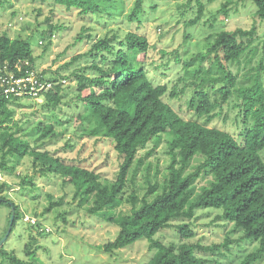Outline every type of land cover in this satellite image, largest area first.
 Instances as JSON below:
<instances>
[{
  "label": "trees",
  "instance_id": "16d2710c",
  "mask_svg": "<svg viewBox=\"0 0 264 264\" xmlns=\"http://www.w3.org/2000/svg\"><path fill=\"white\" fill-rule=\"evenodd\" d=\"M53 1L86 17L101 10L100 2L109 4L116 0ZM252 1L256 6L255 14L264 25V0ZM142 3L143 0L135 1L132 16L141 10ZM178 10L182 16L186 11L190 16L185 20V26H194L203 16L205 3L187 0L178 5ZM223 12L226 14L227 11ZM254 32L255 26H252L248 30L238 28L221 31L216 37L212 35L214 40L206 43L204 52L191 55L182 62L184 75L190 78L188 84L185 77H180L181 87L176 84L171 89L167 84H153L147 76L146 65L152 44L145 35L127 32L119 38L113 33L94 40L87 53L97 60L90 64L96 75L85 81L77 72L61 75L59 71L50 74L47 70L39 71L30 43L1 32L0 62L11 65L27 62L26 67L51 81L53 87L43 93L49 105L54 107L60 103L66 78L76 80V98L82 104V111L74 118L73 132L79 137L109 138L120 165L115 180L106 183L94 170L66 163L48 151L32 147L29 140L17 134L18 124L8 107V102L18 99L0 96V169L13 171L16 164L28 156L35 172L68 178L75 188L79 205L89 204V213L102 215L118 227L115 238L100 246L104 252L112 253L145 239L148 248L154 252L142 264H206L196 252L213 251L227 245L226 242L212 246L182 242L175 246L161 243L154 237L180 218L184 222L177 225L179 237L190 239L195 232L189 220L195 211L216 209L221 210L220 216L232 223L234 230L242 232L243 239L257 242L254 251L246 254L239 264L264 260V160L261 156L264 149V84L260 73L263 64L260 61L253 68L255 72L243 80L230 68L231 64H239L241 57L250 51H247L249 44L241 38H251ZM48 34H52V29ZM180 60L175 51V61ZM195 63L198 67L192 68ZM190 85L193 92L189 106L197 115L210 121L215 109L233 99V108L247 127L235 137L227 131L182 118L164 97L178 98ZM51 131L52 125H46L40 139L51 135ZM163 139L169 164L161 183L148 184V190L141 198L135 192L124 197L138 150L150 142L156 146ZM200 178L205 179L206 184L198 187L196 181ZM24 181L30 182V178H23L21 183ZM4 188L5 184H1L0 192ZM125 201L131 204L129 212H116ZM0 205L8 208V224L11 205L15 208L11 233L22 214L1 194ZM3 243L0 256L7 258L10 264H37L32 260L35 249L31 248L30 242L24 246L28 260L4 249Z\"/></svg>",
  "mask_w": 264,
  "mask_h": 264
},
{
  "label": "rangeland",
  "instance_id": "374dc122",
  "mask_svg": "<svg viewBox=\"0 0 264 264\" xmlns=\"http://www.w3.org/2000/svg\"><path fill=\"white\" fill-rule=\"evenodd\" d=\"M135 1L100 2L101 10L85 17L75 9L55 4L53 0H0V33L27 40L39 71L47 70L49 74L59 71L61 75L77 72L89 81L96 75L90 64L97 60L87 53L92 42L113 33L122 38L127 32H136L145 35L152 44L146 65L148 78L153 84H167L171 89L176 84L181 87L180 77H185L188 84L190 78L184 75L182 62L191 55L204 52L206 43L214 40L212 35L216 37L221 31L248 30L255 26L251 38H241L249 44L247 51H250L241 57L239 64H231L230 68L243 80L255 72L253 68L261 61L263 68L260 73L264 84V25L255 14L256 6L252 0H202L205 10L194 26H185V20L190 16L187 11L182 16L178 10V5L187 0H143L141 10L132 16ZM225 3L227 6L223 7ZM223 10L227 11L226 14ZM49 29H52V34H48ZM175 51L180 55V62L175 61ZM196 67L197 63L192 68ZM76 83V80L66 78L61 93L63 97L54 107L43 96L8 102L18 124L17 134L29 140L32 147L48 151L66 163L94 170L101 181L111 183L120 165L113 142L107 137H79L73 132L74 118L77 112L82 111V104L76 98ZM192 92L193 86L190 85L184 95L178 98L166 95L164 99L182 118L227 131L235 137L247 127L237 115V109L233 108V99L215 109L210 121L197 115L189 106ZM49 124L52 125L51 135L40 139L43 128ZM261 156L264 160V149ZM168 164L164 139L156 146L150 142L138 150L124 197L135 192L141 198L146 194L148 184L161 183ZM23 178H30V182L22 184ZM1 184H5V188L0 194L13 202L22 214L3 247L7 251L12 250L20 259L29 258L24 248L28 242L35 249L32 260L37 264H142L154 252L148 248L149 243L145 239L112 253L104 252L100 246L115 238L118 227L102 215L89 213V204L79 205V198L74 195L75 188L68 178L35 172L28 156L22 158L13 171L0 169ZM204 184L205 179L196 181L198 187ZM130 207L131 204L125 201L116 212L128 213ZM7 214L8 208L0 205V239L9 227ZM220 214L221 210L216 209L196 210L189 220L195 232L190 239L179 237L177 225L184 222L180 218L173 220L171 226L154 238L175 246L182 242L202 246L226 242L227 245L213 251L199 250L196 253L205 259L206 264H239L246 254L254 251L257 242L243 239L242 232L234 230L233 224ZM26 215L34 217L35 222L26 221ZM0 264L10 262L0 256ZM255 264H264V260Z\"/></svg>",
  "mask_w": 264,
  "mask_h": 264
},
{
  "label": "built area",
  "instance_id": "2783aa9c",
  "mask_svg": "<svg viewBox=\"0 0 264 264\" xmlns=\"http://www.w3.org/2000/svg\"><path fill=\"white\" fill-rule=\"evenodd\" d=\"M27 62L14 63L0 62V96L9 100L38 99L43 93L53 87V83L42 76L38 71L26 67ZM63 82L65 80H62ZM28 222L34 223L35 218L24 216Z\"/></svg>",
  "mask_w": 264,
  "mask_h": 264
},
{
  "label": "water",
  "instance_id": "95a60500",
  "mask_svg": "<svg viewBox=\"0 0 264 264\" xmlns=\"http://www.w3.org/2000/svg\"><path fill=\"white\" fill-rule=\"evenodd\" d=\"M14 217H15V208H14L13 205H11V214H10V219H9V227H8L7 233L4 235L3 238L0 239V246H1L2 243L6 240V237H7L8 234L10 233L11 226H12V224H13Z\"/></svg>",
  "mask_w": 264,
  "mask_h": 264
}]
</instances>
